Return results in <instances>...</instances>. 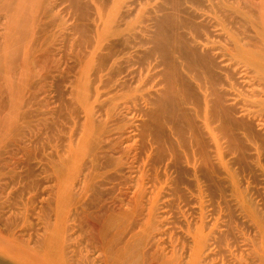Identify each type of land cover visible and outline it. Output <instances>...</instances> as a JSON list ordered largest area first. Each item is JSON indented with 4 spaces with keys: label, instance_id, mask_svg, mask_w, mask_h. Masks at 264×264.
Here are the masks:
<instances>
[{
    "label": "bare ground",
    "instance_id": "6f19581e",
    "mask_svg": "<svg viewBox=\"0 0 264 264\" xmlns=\"http://www.w3.org/2000/svg\"><path fill=\"white\" fill-rule=\"evenodd\" d=\"M0 264H264V0H0Z\"/></svg>",
    "mask_w": 264,
    "mask_h": 264
}]
</instances>
